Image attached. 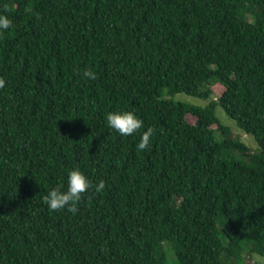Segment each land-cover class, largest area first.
<instances>
[{"label":"trees","instance_id":"1","mask_svg":"<svg viewBox=\"0 0 264 264\" xmlns=\"http://www.w3.org/2000/svg\"><path fill=\"white\" fill-rule=\"evenodd\" d=\"M252 255L264 258V0H0V264Z\"/></svg>","mask_w":264,"mask_h":264},{"label":"rangeland","instance_id":"2","mask_svg":"<svg viewBox=\"0 0 264 264\" xmlns=\"http://www.w3.org/2000/svg\"><path fill=\"white\" fill-rule=\"evenodd\" d=\"M175 101H181L189 104H193L196 106H205L207 105L211 99L210 98H198L193 96H188L186 94H178L174 97ZM216 114L221 123H223L230 131L231 136L240 144L245 145L249 150V157L254 156L255 154L260 152V147L255 141L253 136L245 134L241 129L238 128L236 122L232 120L228 114L224 111V109L220 106L216 109ZM216 127V126H215ZM218 138L220 137L219 134ZM240 148L241 145H238ZM236 158L238 160H248L247 156L241 155L239 152H236ZM250 164V163H249ZM173 255V254H170ZM169 255V256H170ZM172 264H176L172 261ZM244 264V263H243ZM245 264H264V258L259 255H252Z\"/></svg>","mask_w":264,"mask_h":264}]
</instances>
